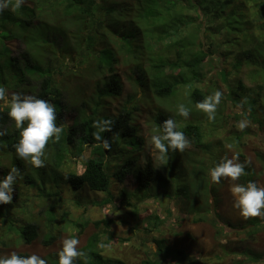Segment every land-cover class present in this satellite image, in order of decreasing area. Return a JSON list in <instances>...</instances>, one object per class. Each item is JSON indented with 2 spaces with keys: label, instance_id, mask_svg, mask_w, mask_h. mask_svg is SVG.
<instances>
[{
  "label": "rangeland",
  "instance_id": "1",
  "mask_svg": "<svg viewBox=\"0 0 264 264\" xmlns=\"http://www.w3.org/2000/svg\"><path fill=\"white\" fill-rule=\"evenodd\" d=\"M40 1L30 0L27 4L37 7L40 5ZM55 1L60 3L63 0ZM93 1V4L97 7L95 19L101 24V27H92L98 32L95 33L96 39L94 40L93 52L96 55L104 50L116 53L115 70L123 83L122 95L119 98L106 99L107 101L101 109V113L104 116H111L119 114L124 107L137 108L134 111L135 124L139 127L140 134L144 138L143 150L139 152L141 166L146 165L148 161H151L155 166L159 164L155 160V154L152 152L148 141L152 129L159 128L156 119L159 115H165L167 118L175 119L178 129L190 121L200 122L204 125L207 135L215 140V148L213 147L210 152L201 151L192 144L183 153L172 152L168 163L157 167L165 177L167 176L170 185H177L173 177L183 174V171L186 174L188 172L191 174L194 178L193 183L199 182L198 178L202 176L199 173H204L209 177L210 169L219 163L222 158L225 156L232 158L238 155L239 162L250 161V165L254 170V182L258 186L264 187L263 110L256 109L255 106L256 115L246 118L241 113L238 114L243 109L245 110L244 105L240 109L241 111L236 108L238 103L245 99L248 101V98H252L257 106L264 108V44L262 45L264 39V0H249L250 4L247 3V6L244 0H191L188 1L190 3H186V1L185 5H176L175 1L177 0H159V4H157V0H85L84 5L89 7ZM43 5L44 10H37V15L41 14L42 17L37 18L35 21L34 26L39 24V27L33 30L34 35L32 33L27 34L23 39L24 41L16 38L6 41L2 38L5 40L11 56L19 57L20 51H26V46H31L30 48L36 50L38 55L41 56V58H36V61L44 68L40 71L36 67L35 70L34 63L28 66L21 59L16 66L19 71H23L27 75L28 80L23 84H19L18 80L10 78L11 76L17 78V75L14 71L11 75L12 69L9 65L11 60H9L8 55L5 57L4 51L0 48V57L5 58L4 63L0 64V70H2L0 71V78H6L5 84L7 87L3 84H0V86L6 87L9 94L16 92L37 97L39 90H47L46 79L51 78L54 87L65 88L63 83L67 85L66 92L62 95L63 102L68 104L72 98V92L77 93L87 102L85 109L91 113V108L95 107L97 102V89L103 86L110 77L107 66L102 71H98V60L95 55H89L88 50L86 55L82 54L87 42L86 40H80L81 43L76 41V36H84L77 28L78 25L70 24L66 28V31L71 35L68 40H60L58 35L50 36L51 30L49 27L57 29L59 26H64V18L59 14L55 16L53 6L47 0H44ZM224 6L226 7L221 10ZM109 8H115V11L112 12ZM9 9L0 14V31L2 33L9 31L1 26L3 23L2 16L7 15ZM151 12L154 14L163 13L164 18L160 20L163 24L156 22L158 17L157 19L152 17L154 14L151 15ZM40 24H43V26H40ZM138 27L140 33H144V39L154 41V47H156L152 50L149 47L146 50H139L142 58L139 63H141V67L145 72L143 74L148 87L154 81H157L158 72L155 70L154 65L160 63V58H163L164 61L170 60V58L174 59L173 55L166 54L161 49L162 46L157 44L161 42L160 39L156 41L157 36L162 34L161 37L169 40L171 38L176 39L175 36L178 35V40H181L182 43L183 41H189L187 44L190 47L198 46L199 42H207L208 45L213 46L210 50L212 56L203 64L205 66L202 70L204 75L202 84L205 85L204 91L207 96L213 94L216 90L223 93L217 112L223 109L222 114L225 119L216 116L213 122L216 123L214 130L212 123L208 121L204 113L200 112L195 115L192 112L189 119L185 120L177 114V106L180 104L179 98L163 100L155 97L151 91L144 88L147 86L138 84V61L135 58L136 56L128 50V46L123 40V36L127 34L133 37L134 35L130 30L133 28L138 30ZM176 30L178 33L174 35L173 32H176ZM114 31L119 33L114 34ZM146 34H150L152 39L146 38ZM48 35L51 37L50 39H48ZM52 38L56 43L51 40ZM252 38H255L254 42H252ZM56 44L58 46L61 44L60 46L63 47L59 61L54 60L52 67V69L54 67L59 68V73L58 71L48 73L46 71L51 70L50 63L48 64L49 61L44 62V57L46 53L55 50ZM215 53L218 56L214 55ZM245 53H251V56L246 57L244 56ZM222 54L224 55L221 56ZM226 54H228V57H226ZM231 55L232 57L229 58ZM81 56H87L84 63L79 59ZM232 59L234 62H232ZM241 61L244 66L237 75H229L226 79L220 76L221 70L229 71ZM80 63L83 64L81 67ZM250 63L255 65H250ZM80 68L82 74H80ZM76 71L80 75L73 73ZM179 72V70L173 72L166 68L163 79H170L169 76L178 75ZM239 83L245 87V93L249 92L252 97H248L244 93H238L242 100L239 99L234 104L230 100H234L233 91L238 88ZM183 92L186 96L185 99H187V92ZM83 109L79 107L76 111H72L71 106L65 112L66 124L71 125ZM0 110L9 111V107L0 102ZM245 118L251 121V126L243 132L238 131L236 128L237 122ZM10 121L11 123L7 128L11 132L19 130L15 127L14 121L12 119ZM222 125L224 127L220 129ZM4 128L0 126L1 130ZM211 131H213L212 135L209 134ZM237 136V143H234ZM0 154L6 157L1 162L3 166H0V178H4L5 173L8 174L10 171L11 158L3 149H0ZM74 155H72V171L81 173L83 169L81 160L91 155L89 145L81 157ZM186 159H189V161ZM77 161L78 164L75 163ZM45 164L46 167L44 168H34L29 164L35 187L31 188L23 180L20 182L19 188L14 190L13 201L10 203H17L18 207L13 209L17 216L37 223L40 236L30 244L18 241L17 236H8V222L1 215L0 239L7 240L8 244H0V255L8 254L11 251H17L19 255L24 256L37 254L46 259L47 264H53L52 261L58 257L57 253L62 247L63 239L78 238L80 240L79 248L82 250L95 237L99 236L100 243L97 245L104 244L108 247L101 248L97 246V251L103 259L94 260L91 264L93 262L94 264H121L117 261L126 264H144L147 261L146 259L155 260L156 257L153 256V252L161 248L162 253L157 256V259L163 260L166 264H264V229H261L254 239L248 237L247 231L251 227L249 220H244L239 211L233 207L234 198L230 192V184L226 180H222L219 184H213L210 181L212 184L210 194H204L199 184L194 186L192 182H186L191 192L194 193L192 195L193 206L190 209L188 205H185L189 200L178 199L180 201L179 206H176L173 215L169 216L170 207L164 202H171L172 200L162 199V203H160V199L158 200L157 197L144 195L143 191L131 178L124 183H116L111 190L113 192L111 196H114L113 202L104 204V201L108 198L106 193L91 191L87 186L73 192L64 179H57L56 183L51 177L46 176L44 172H46L48 165L52 170L56 166H51L55 163L50 162L48 154H46ZM57 170H59L58 167L54 171ZM170 172H173L174 176L169 177ZM63 174L67 173H60V175ZM36 177L37 179L40 177L41 180L37 181ZM207 180L209 182V178ZM237 183L241 184V178ZM207 188L209 189V187ZM60 189L63 192H61V197L47 196V194H53L60 191ZM163 190L160 188L156 192H162ZM24 198L28 200L19 208L21 200ZM92 202L98 204V206L93 207ZM128 202L133 203L135 206H129ZM214 204L216 206H212ZM8 205L0 204V207L4 210ZM87 206L89 209H87ZM51 207L55 210V216L50 221L46 212ZM214 209L223 217V221L219 222V226L227 224L226 221H230L232 227H234L232 229L227 228L228 232L224 235H220L216 224L211 222ZM135 211H137L136 214ZM154 212L160 214L159 216H161V221H164V224L155 226ZM201 217H205L207 220L199 221L198 219ZM106 218L112 219L109 225L105 222L98 227L95 225L96 220ZM75 223L82 226L77 227ZM52 225L54 227L51 228ZM51 229L57 239L50 246H44L42 239ZM172 249H184L188 255L181 260L174 254ZM233 250L252 252L257 257L253 258L250 255V257H247L238 251L232 255L230 252ZM218 254L224 255L222 261L218 259Z\"/></svg>",
  "mask_w": 264,
  "mask_h": 264
},
{
  "label": "trees",
  "instance_id": "2",
  "mask_svg": "<svg viewBox=\"0 0 264 264\" xmlns=\"http://www.w3.org/2000/svg\"><path fill=\"white\" fill-rule=\"evenodd\" d=\"M30 0H28L27 3H29ZM175 1V0H174ZM187 1V2H186ZM188 1L191 0H180L175 1V4H182L185 5L186 3H190ZM238 1V0H237ZM48 3H50L53 6V10L59 16L61 15L64 18V26L53 28L49 27L51 30L50 36L58 35L60 37V40L63 39L68 40L71 35L66 31V28L72 24V25H78L77 28L79 31L83 33L84 36H76V41L78 43H81L80 40H86L87 45L86 48L83 50L82 54L86 55V52L88 50L89 55H95L96 59L98 60V66L97 70L102 71L106 66L107 70L110 73V77L108 81L103 85L100 86L97 89V102L95 104V107L91 108V113L87 112L85 109L87 106V102L84 101V99L81 96H78L79 94L72 92V98L70 99L69 103L66 104L62 100V95L64 92H66L67 85L63 83V86L65 88L61 87H54L51 78L46 79V89L45 91L39 90L37 94V98L49 100L51 103L55 105L57 120L56 124L57 126H60L61 124L65 125L64 133L61 137V140L58 143H52L50 142L46 154L49 155L50 162L55 163L51 166L53 167V170L51 167L46 169V176L51 177L53 180L57 179H64L65 183L68 184L73 192H77L83 187L87 186L91 191L96 192H102L106 193L108 195V198L104 201V204L108 203L111 204L113 202V192L111 191L112 188L116 185V183H124L129 178L133 179L135 184L139 187L141 191H143L144 195L154 196L157 197V199H160V203L162 199H171L172 201H166L165 204L169 205V216L173 215V212L175 210L176 206H179L180 201L178 199H187L189 200L188 203H185V205H188L190 209L192 208V195L194 193L191 192L190 187L186 182L190 183L195 186V184H199L200 188L202 189V192L204 194H210V187H212L210 176L208 177L204 173H199L202 176H199L198 180L199 182L193 183L194 178L191 176V174L188 172L187 174H177L179 176L173 177V180L177 182V185L173 186L170 185V181H168L167 176L163 174V172L157 168L151 161H148L146 165L141 166L140 159H139V152L143 150L144 147V138L140 134L139 127L135 124V116L134 111L137 109L136 107L130 108V107H124L121 112L117 115H111V116H104L101 113V109L103 106H105L106 99H113V98H119L123 93V83L119 77V75L116 73L115 70V52H111L108 50L100 51L96 55L94 50V40L96 39L94 28L92 27H99L101 24L95 19L96 16V5L92 2L91 6H85L84 2L85 0H63L60 3L55 0H47ZM180 2V3H179ZM25 4L23 7H21L19 10H16L15 12H12L11 9H9V13L4 16H2L3 23L1 26L2 28L9 30L2 33L0 31V45L1 50L4 51L5 57L8 55L9 60L11 62L9 63L11 70L14 71L17 75L16 77H10L13 79H16L19 81V84H23L28 79L26 78L27 75L23 71H19L17 69V66L21 59L22 62L26 63L28 66L35 64V70L37 68L43 69L44 66L41 65L36 61V58H41V56L38 55L36 50L31 49V46H26V51L22 50L20 51V56L15 57L10 55V50L8 49L6 45V41L12 38H16L19 40H23L27 34H33V30L38 26L35 25V21L37 18H41L42 15H37V10H44V0L40 1L39 6H29V4ZM35 3V2H34ZM160 1L157 0V4H159ZM245 5L247 6V3L250 4L249 0H244ZM230 5V4H229ZM237 5V4H236ZM235 5V6H236ZM228 6V5H227ZM226 6L221 8L223 10ZM110 11L114 12L115 8H109ZM108 10V11H109ZM6 11V10H5ZM154 14L151 12V15ZM263 14V13H262ZM9 16V17H8ZM152 17L158 19L156 22H159V24H163L160 20H163V13H155L152 15ZM60 19V18H58ZM40 26H43V24H40ZM101 27V26H100ZM137 29H131L130 32L133 33V37L130 35H124L123 40L125 44L128 46V50L133 53L136 57V60L138 61V75H139V85H145L147 87H144L145 89H148L155 95V97L161 98L163 100H172L173 98H179L180 104L183 103L187 107L191 109V113L198 114L201 111H199L195 105L197 102L202 101L204 98L207 97L204 86L202 84L204 80V75L202 74V70L204 69V62L212 56L210 54V50L213 47L212 45H208L206 43L199 42L198 46H188L187 42L189 41H182L178 40L177 30L176 32H173L176 39H167L164 37H161V35L157 36L156 41L160 39L161 42L157 43L162 46L161 49L166 52V54L173 55L174 59L164 61L163 58H160V63H157L155 66V70H157L158 74L156 76V80L154 83H152L149 87L146 85L145 79H144V70L141 67V63L139 61L142 59L141 54L139 53V50H146L148 47L149 49L156 48L154 47V41H147L144 38V33H140ZM31 30V32H30ZM2 33V34H1ZM98 33V32H97ZM119 32L114 31V34H118ZM48 35V39L50 37ZM260 36V34H258ZM5 40H3V38ZM56 38V37H54ZM146 38L152 39L150 34H146ZM153 38V39H154ZM256 38V37H255ZM255 38H252V42H254ZM197 39V38H196ZM56 43L53 38L51 39ZM24 41V40H23ZM25 43V42H24ZM182 43V44H181ZM264 44V39L263 43ZM61 44H56L55 50L50 51L49 53L45 54L44 62L50 63L51 70H48L46 72H57L59 73V68L52 69L53 67V61L60 59V56L62 55L63 47L60 46ZM23 48V47H22ZM59 48V52H58ZM166 50V51H165ZM91 52V53H90ZM37 54V56H36ZM214 55L218 56L217 53ZM222 54L221 56H223ZM228 54H226V57ZM162 56V55H159ZM219 56V57H221ZM246 57H250L251 53L244 54ZM232 55L229 57L231 58ZM85 58L87 56H81L79 59L81 62L84 63ZM5 58L0 57V64L4 63ZM232 62L234 60L232 59ZM81 64V63H80ZM15 65V66H14ZM83 64L80 65V67ZM233 65V63H232ZM250 65H255L254 63H250ZM41 66H43L41 68ZM244 64L239 62L235 67L228 70H221L220 76L225 77L235 74L237 75L238 72L241 71ZM37 67V68H36ZM166 68H169L171 71L176 72V70H179L178 75H171L169 78L163 79V74ZM143 70V71H142ZM2 71V70H0ZM82 71H84L82 69ZM95 72V71H94ZM70 73V71H68ZM74 74L80 75L81 68H80V74L76 72H73ZM145 73V72H144ZM264 80V79H263ZM241 82V81H240ZM6 78L1 77L0 78V84L6 86ZM7 87V86H6ZM234 89V88H233ZM245 87L239 83L238 88L234 89V100L232 101L234 104L239 101V99L242 100V97H239L238 93H244L247 94L248 97H252V95L249 94V92L245 93ZM71 90V89H70ZM74 91V90H73ZM187 92V99L184 92ZM252 91V90H251ZM70 98V97H69ZM238 98V99H237ZM246 98V97H244ZM247 100V99H246ZM255 101L252 98H248V101L244 103L245 110L243 109L242 112H238V114L241 113L242 116L249 118L256 115L254 107L256 106V109L263 110L264 108L257 106V103H254ZM72 106V111H76V109L84 108L81 111V114L76 117L71 125H67L65 121V112L68 111L69 108ZM222 107V106H221ZM223 108V107H222ZM250 109V111H249ZM85 110V111H84ZM223 111V109H221ZM222 111L217 112L218 118L225 117L222 114ZM239 111H241L239 109ZM8 110H0V126L7 130V135L0 136V149H3L4 152L10 156L11 158V168H17L19 169L22 179H18L17 184L15 186V190L19 188L20 182L23 180L25 183L30 186L31 188H34V178L33 175L29 169V164L25 162L24 160H21L17 157L15 154V145L18 143L20 139V130H16L14 132H11L7 127L11 123V119L8 115ZM224 112V111H223ZM258 115V113H257ZM111 119L114 121V126L111 132L103 133L105 139H109L111 143V151L105 150L103 145L99 142L95 141L92 137V132L94 129L92 128V123L95 120L98 119ZM259 118V115H258ZM168 119L165 115H159V117L156 119V123L161 128L162 123ZM217 122V120H216ZM212 123V127L214 130V127L216 123ZM224 126L222 125L220 129H222ZM3 129V130H4ZM1 130V129H0ZM162 130V128H161ZM180 131H183L185 136L191 141V144L199 148L201 151L210 152L213 150V147L215 148V140H212V137H209L207 133L204 130V125L197 121H190L184 126H182ZM210 135L213 134V131L209 133ZM236 139H238V136L234 139V143H237ZM89 145L91 149V155L89 157L83 158L81 161L83 162V169L81 173H78L77 171H72V162L73 157L72 155L76 154L77 157H81L84 154V151L86 150V147ZM190 152V151H187ZM172 155V152H169V160L170 156ZM75 156V155H74ZM5 156H1L0 154V166L1 162L5 160ZM122 158V160H121ZM121 160V162H120ZM189 161V159H186ZM78 164V161L75 162ZM59 168V170H56V168ZM10 168V169H11ZM167 170V169H166ZM246 172H248V175L241 177V184L246 185L249 181H254V170L249 165L246 168ZM7 173V172H6ZM5 173L4 177L7 175ZM60 173H67L60 175ZM41 177L42 174L40 173ZM169 177L174 176L173 172H170ZM68 177L65 179V177ZM209 178V182L207 178ZM3 178H0L2 180ZM37 179V177H36ZM38 180H41L40 177ZM211 181V182H210ZM57 183V181H56ZM59 185V184H58ZM209 187V189L207 188ZM164 189L162 192H156L158 189ZM62 189L60 191H56L55 193H49L47 194L48 197H61L62 196ZM28 199L24 198L21 200V205L19 208H21ZM91 205L93 207H97L98 204L92 202ZM129 206H135L133 203L128 202ZM162 205V204H161ZM167 205V206H168ZM212 206H216L215 204ZM17 206V203L9 204L7 208L3 210L2 207H0V216L2 215L7 219V235L9 236H17L18 241L26 242L28 244L34 242L37 240L40 236L39 229L37 226V223L34 221H29L28 219H22L13 211V209ZM215 208V207H214ZM87 209L88 206H87ZM119 209V207H117ZM47 213V217L50 218V221L55 216V210L53 207L49 208ZM135 214L137 211L134 212ZM12 214V215H11ZM10 215V216H9ZM159 213L154 212V220L155 226H159L164 224V221H161V216H159ZM199 221H206L207 219L199 218ZM213 224H216V228L220 235H224L227 233V228H234L232 227V223L230 221H226L227 224H222V226H219V222L223 221L222 215L217 212L215 209L213 211V218L211 219ZM225 221V220H224ZM105 222L107 225H109L112 222V219H99L95 221V225L98 227L101 223ZM250 229L247 231L248 237L254 239L258 232L261 229H264V219L260 218H254L249 219ZM75 226H82L79 223H75ZM215 226V225H214ZM54 227V225L51 226V228ZM247 229V227H245ZM82 233V231H80ZM181 233V232H180ZM57 237L53 234L52 229L43 237L42 243L44 246H50L55 242ZM0 244L7 245V240L1 238ZM95 241V242H94ZM100 243V238L95 237L90 244H88L82 251H86L89 253L90 256V264L92 261L100 259L103 257L100 253L97 251V244ZM95 244V246H94ZM174 254L178 256L181 260L185 258L188 253L185 252L184 249H172ZM241 252L242 254L246 255L247 257L252 256L253 258H256L257 255H255L252 252H244L240 250H233L230 252V254H235V252ZM234 252V253H233ZM154 253L155 260H149L144 264H166L163 260L157 259V256H160L162 253V248L157 250ZM250 255V256H249ZM24 256V255H21ZM214 257V256H213ZM161 259V258H160ZM218 259L221 261L224 259L223 254H218ZM260 260V258H258ZM53 264H58V257L53 259ZM121 264L122 261H117ZM82 264V262H80ZM94 264V262H93Z\"/></svg>",
  "mask_w": 264,
  "mask_h": 264
},
{
  "label": "clouds",
  "instance_id": "3",
  "mask_svg": "<svg viewBox=\"0 0 264 264\" xmlns=\"http://www.w3.org/2000/svg\"><path fill=\"white\" fill-rule=\"evenodd\" d=\"M28 0H0V14L9 8L12 11L19 10ZM223 93L216 90L202 101L196 103L195 107L204 113L209 122H214L218 106L221 104ZM0 102L9 107L8 115L20 131V139L15 145V154L21 160L26 161L34 168L46 167V151L50 142L58 143L64 133L65 125L57 126L55 105L49 100L37 98L31 94L13 92L9 94L8 89L0 86ZM246 99L236 105L237 110L242 109ZM250 111V109H249ZM191 109L181 103L177 106V114L185 120L189 119ZM26 124V126H25ZM114 121L111 119H98L93 121L92 137L103 145L105 150L111 151L109 139L102 135L111 132ZM251 126V121L241 119L237 122L238 131H245ZM162 128V130H161ZM161 128H153L149 138V145L155 154V160L159 162L156 167L166 165L169 161V152L183 153L191 147V141L183 131L178 130L175 119L168 118ZM7 135V130H0V136ZM250 161L239 162V156L228 158L225 156L210 169V178L213 184H219L226 180L230 184V192L234 198L233 207L239 211L244 220L260 218L264 219V187H260L254 181L246 185L237 183L242 176L248 175L246 168ZM68 177L66 176L65 179ZM18 179H22L17 168H11L8 174L0 180V204H10L13 201V192ZM119 214V213H118ZM78 238H65L62 247L57 253L58 264H89L90 256L86 251L79 248ZM101 248L107 245H99ZM0 264H47V260L37 254L21 256L17 251L0 255Z\"/></svg>",
  "mask_w": 264,
  "mask_h": 264
}]
</instances>
